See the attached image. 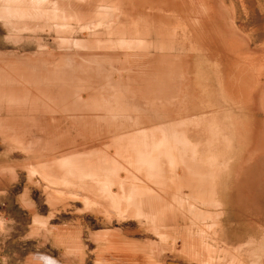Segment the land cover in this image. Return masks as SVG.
Wrapping results in <instances>:
<instances>
[{
	"label": "rangeland",
	"instance_id": "1",
	"mask_svg": "<svg viewBox=\"0 0 264 264\" xmlns=\"http://www.w3.org/2000/svg\"><path fill=\"white\" fill-rule=\"evenodd\" d=\"M224 50L244 151L176 118ZM262 100L264 0H0V264H264Z\"/></svg>",
	"mask_w": 264,
	"mask_h": 264
},
{
	"label": "crops",
	"instance_id": "2",
	"mask_svg": "<svg viewBox=\"0 0 264 264\" xmlns=\"http://www.w3.org/2000/svg\"><path fill=\"white\" fill-rule=\"evenodd\" d=\"M223 53L217 52L222 57L217 59L216 61L219 63L213 66L212 62H199L198 60L191 59L190 67L187 68V73L190 71L189 78L186 82V92L183 94L182 89V97H181V109H176V118L183 119H204V121H200L202 126L199 125L198 131L200 134H205L206 136H202V139H208L209 128L206 127L207 122H209L210 118L219 119V122H215L217 131L222 134H228L230 141H228L229 146L219 147L213 146L211 148L215 150H223L230 149L233 151H244L247 149L245 136H242V133H245L247 128L253 123L256 124V119L262 118V112L256 110H247V109H225V102H239V101H249L250 95L248 99L239 98L238 95L227 94L226 86L229 85L231 78H237V75L231 76L233 72H236L235 66L232 65L231 62H223ZM197 61V62H196ZM178 64V63H177ZM235 70V71H234ZM253 70H251L250 74L253 75ZM176 76H179V70L176 73ZM181 76L183 77V69H181ZM185 76V75H184ZM196 77V78H195ZM192 79V80H191ZM183 78H181V86L183 88ZM178 82V84H177ZM192 83V84H191ZM176 85L179 86V79H176ZM234 98V99H233ZM264 102V100H262ZM185 103V106H184ZM184 107V108H183ZM224 117L232 118L231 126L225 124L220 119ZM184 130L176 129V133H182ZM184 132H189L184 131ZM193 133V131H192ZM242 136V137H241ZM236 155V154H235ZM241 155L238 154V157ZM244 154H242V157ZM228 176V177H227ZM230 178V179H227ZM212 181L214 184V191L217 197H225L226 194L224 192L227 189L226 182H233L234 189H243V192L246 191V176L245 174H230V175H221L218 177H214Z\"/></svg>",
	"mask_w": 264,
	"mask_h": 264
},
{
	"label": "bare ground",
	"instance_id": "3",
	"mask_svg": "<svg viewBox=\"0 0 264 264\" xmlns=\"http://www.w3.org/2000/svg\"><path fill=\"white\" fill-rule=\"evenodd\" d=\"M75 11H76V10H75ZM69 12H70V11H69ZM73 13H75V12H73ZM68 15H70V14H68ZM73 15H74V14L70 15V16H71V17H70L71 19H72ZM71 19H70V20H71ZM143 19H144V17H143ZM68 20H69V19H68ZM73 20H74V19H73ZM75 21H76V20H75ZM76 22H80V21H76ZM120 24H121V23H120ZM127 27H128V26H127ZM134 27H135V26H134ZM128 28H129V27H128ZM139 28H140V27H139ZM116 29H117V28H116ZM133 29H134V28H133ZM135 31H137L138 33H140L139 30H135ZM140 31H141V30H140ZM147 31H148V30H147ZM149 31H150V30H149ZM149 31H148V32H149ZM156 31H157V30H156ZM159 32H160V31H159ZM163 32H164V31H163ZM121 33H122V32H121ZM163 35H164V34H163ZM165 36H166V35H165ZM121 39H123V38H121ZM127 39H128V38H127ZM171 39H172V38H171ZM123 40H125V39H123ZM130 40H131V39H130ZM191 40H192V39H191ZM121 41H122V40H121ZM126 41H127V40H126ZM132 41H133V40H132ZM145 41H147V40H145ZM133 42H134V41H133ZM187 42H188V41H187ZM149 43H150V42L147 41V44H149ZM134 44H135V46L137 47V44H140V45L144 44V40H142V38H141V41H137V43L134 42ZM134 44H133V46H134ZM156 44H157V43H156ZM178 44H179V43H178ZM154 46H155V45H154ZM142 47H143V46H142ZM149 47H150V46H149ZM143 48H144V47H143ZM146 48H147V47H146ZM159 48H160V47H159ZM169 48H170V47H169ZM171 48H172V47H171ZM171 48H170V49H171ZM156 49H157V47H156ZM142 50L144 51V49H142ZM164 53H166V52H164ZM173 54H174V53H173ZM163 56H164V55H163ZM169 56H170V54H169ZM174 56H175V55H174ZM167 58H168V57H167ZM163 59H164V58H163ZM165 59H166V58H165ZM161 61H162V60H161ZM157 63H158V62H157ZM174 63H175V62H174ZM176 63H177V62H176ZM174 65H175V64H174ZM162 66H163V64H162ZM171 66H172V65H171ZM160 67H161V66H160ZM138 68H139V67H138ZM164 68H165V67H164ZM188 68H189V67H188ZM165 69H166V68H165ZM174 69H176V68H174ZM153 70H154V69H153ZM151 71H152V70H151ZM155 71H157V70H155ZM158 71H160V70H158ZM153 72H154V71H153ZM164 74H166V73H164ZM164 74H163V75H164ZM138 75H139V74H138ZM151 75H152V73H151ZM250 75H251V74H250ZM148 76H149V75H148ZM172 76H173V75H172ZM174 76H175V75H174ZM149 77H151V76H149ZM149 77H148V78H149ZM165 77H166V75H165ZM165 77H164V78H165ZM142 78H143V77H141V79H142ZM144 78L146 79L145 76H144ZM144 78H143V79H144ZM148 78H147V79H148ZM167 78H168V77H167ZM170 78H171V77H170ZM195 78H196V77H195ZM141 79H140V80H141ZM166 80H168V79H166ZM191 80H192V79H191ZM146 81H147V80H146ZM163 81H165V80H163ZM163 81H162V83H163ZM174 81H175V79H174ZM172 82H173V80H172ZM165 84H166V83H165ZM169 84H170V81H169ZM175 84H176V83H175ZM191 84H192V83H191ZM132 86H133V85H132ZM144 86H145V85H144ZM163 86H164V85H163ZM166 86H167V85H166ZM176 86H177V85H176ZM136 87H137V86H136ZM156 87H157V86H156ZM162 89H163V88H162ZM155 90H156V89H155ZM157 91H158V90H157ZM174 91H175V90H174ZM147 94H148V93H147ZM165 94H166V93H165ZM167 94H168V93H167ZM161 95H162V93H161ZM167 96H168V95H167ZM156 98H157V97H156ZM167 98H168V97H167ZM153 100H154V99H153ZM172 101H173V100H172ZM172 101H171V102H172ZM153 106H154V105H153ZM186 126H187V125H186ZM167 127H168V126H167ZM169 127H170V126H169ZM209 127H210V126H209ZM171 128H172V127H171ZM178 128H179V127H178ZM168 129H169V128H168ZM181 129H182V128H181ZM184 130H185V129H184ZM180 131H181V130H180ZM213 131H214V130H213ZM183 132H184V131H183ZM183 132H182V133H183ZM162 134H163V133H162ZM187 135H188V134H187ZM187 135H186V136H187ZM210 135H211V134H210ZM183 136H184V135H183ZM183 136H182V137H183ZM211 136H212V135H211ZM216 136H217V135H216ZM128 138H129V137H128ZM214 138H215V137H214ZM216 138H217V137H216ZM182 139H183V138H182ZM132 140H134V138H133ZM136 141H137V140H136ZM212 141H213V140H212ZM215 142H216V141H215ZM135 143H136V142H135ZM140 143H141V142H140ZM144 143H145V142H144ZM144 143H143V144H144ZM146 144H148V143H146ZM130 145H133V144L131 143ZM134 145H135V144H134ZM127 146H128V145H127ZM132 147H133V146H132ZM151 147H152V146H151ZM134 149H136V148H134ZM144 149H145V148H144ZM125 150H128V149H125ZM125 150H124V151H125ZM141 150H143V149H141ZM128 151H130V150H128ZM128 151H127V152H128ZM145 153H146V152H145ZM121 154H122V153H121ZM121 154H120V155H121ZM124 154H125V153H123V155H124ZM137 154H138V153H137ZM100 155H101V154H100ZM138 155H139V154H138ZM100 157H101V156H100ZM115 157H116V156H115ZM145 157H146V156H145ZM106 158H107V157H106ZM103 161H104V160H103ZM115 164H116V163H115ZM115 166H116V165H115ZM117 169H118V168H117ZM112 170H113V169H112ZM114 170H115V168H114ZM119 247H120V246H119ZM121 247H122V246H121ZM122 248H123V247H122ZM125 249H126V247L123 248V250H125ZM130 250H131V249H130ZM126 251H127V250H126ZM122 252H123V251H122ZM124 252H125V251H124ZM121 254H122V253H121ZM123 256H124V255H123ZM127 256H128V255H127ZM119 260H120V259H119ZM124 260H125V259H124ZM132 260H133V259H132ZM126 261H127V260H126ZM138 263H139V262H138ZM120 264H121V263H120ZM124 264H125V263H124Z\"/></svg>",
	"mask_w": 264,
	"mask_h": 264
}]
</instances>
